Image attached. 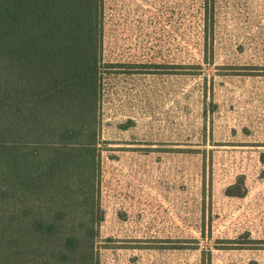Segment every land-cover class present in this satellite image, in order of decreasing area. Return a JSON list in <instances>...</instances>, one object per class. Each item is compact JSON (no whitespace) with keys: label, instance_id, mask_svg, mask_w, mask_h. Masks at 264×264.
<instances>
[{"label":"rangeland","instance_id":"374dc122","mask_svg":"<svg viewBox=\"0 0 264 264\" xmlns=\"http://www.w3.org/2000/svg\"><path fill=\"white\" fill-rule=\"evenodd\" d=\"M102 66L98 264H264V0H104Z\"/></svg>","mask_w":264,"mask_h":264},{"label":"trees","instance_id":"16d2710c","mask_svg":"<svg viewBox=\"0 0 264 264\" xmlns=\"http://www.w3.org/2000/svg\"><path fill=\"white\" fill-rule=\"evenodd\" d=\"M103 34L104 0H0V264L99 263Z\"/></svg>","mask_w":264,"mask_h":264}]
</instances>
